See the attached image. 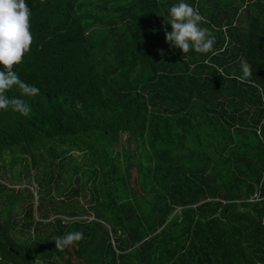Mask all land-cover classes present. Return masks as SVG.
I'll return each mask as SVG.
<instances>
[{
    "label": "trees",
    "instance_id": "16d2710c",
    "mask_svg": "<svg viewBox=\"0 0 264 264\" xmlns=\"http://www.w3.org/2000/svg\"><path fill=\"white\" fill-rule=\"evenodd\" d=\"M179 2L26 0L13 70L39 93H5L31 111L0 110V163L19 147L34 168L69 136L87 175L57 209L0 183V264H264V0H184L215 36L206 53L166 43Z\"/></svg>",
    "mask_w": 264,
    "mask_h": 264
},
{
    "label": "clouds",
    "instance_id": "9594fccd",
    "mask_svg": "<svg viewBox=\"0 0 264 264\" xmlns=\"http://www.w3.org/2000/svg\"><path fill=\"white\" fill-rule=\"evenodd\" d=\"M168 16L165 23L171 26V31L165 32L166 43L182 53L191 49L205 53L212 50L215 36L209 28L202 26L208 21L198 9L180 0L170 7ZM30 18L31 11L26 0H0V110L10 107L25 116L31 111L29 105L23 99L8 98L5 93L13 86H17L26 96L39 93L37 87L22 81L13 70L14 66L22 63L33 43ZM240 69L241 79L251 77V65L243 57L240 59ZM82 239V232H68L55 238V249L64 251L66 247Z\"/></svg>",
    "mask_w": 264,
    "mask_h": 264
},
{
    "label": "rangeland",
    "instance_id": "374dc122",
    "mask_svg": "<svg viewBox=\"0 0 264 264\" xmlns=\"http://www.w3.org/2000/svg\"><path fill=\"white\" fill-rule=\"evenodd\" d=\"M64 139L63 145L58 140L43 142L45 148L40 149V154L37 151L39 147H36L33 152L38 155H35L37 164L34 168L30 167L29 154L23 155L19 152V147L13 148V153L5 161V164L0 163V180H3V184L13 191L19 190L24 193L23 190H27L31 195L33 208L37 202L43 207L48 208L47 204L50 203L53 208L57 207L58 200L61 199L62 195L69 192L70 187L75 185L73 183L74 173L77 172L78 174H76L80 178L82 177L83 181L87 175L85 168H81L82 164H85L83 154L68 142L71 141L69 136ZM61 151L65 153L55 158V153ZM12 161L16 164H9ZM76 166L79 167L78 171L75 170ZM66 205H68L67 202L64 203L65 207ZM7 209V206L1 207L0 215L2 217ZM53 219L54 216L51 215L50 220ZM82 219L89 220L91 217H82Z\"/></svg>",
    "mask_w": 264,
    "mask_h": 264
},
{
    "label": "crops",
    "instance_id": "0c3cea01",
    "mask_svg": "<svg viewBox=\"0 0 264 264\" xmlns=\"http://www.w3.org/2000/svg\"><path fill=\"white\" fill-rule=\"evenodd\" d=\"M4 165V164H3ZM0 183L1 184H3V180H0ZM8 187V186H7ZM71 188V187H70ZM66 195V193L64 194V195H62V196H65ZM82 198V199H81ZM81 198H79V204L81 205V206H83V207H85V201H84V199H83V197H81ZM70 202V201H69ZM87 210V209H86ZM82 217H87V216H81V217H79V218H82ZM76 218H78V217H75V219ZM90 220V219H89Z\"/></svg>",
    "mask_w": 264,
    "mask_h": 264
},
{
    "label": "built area",
    "instance_id": "2783aa9c",
    "mask_svg": "<svg viewBox=\"0 0 264 264\" xmlns=\"http://www.w3.org/2000/svg\"><path fill=\"white\" fill-rule=\"evenodd\" d=\"M257 200V197L255 195H253L252 197H250L247 201L248 202H251V201H256ZM260 224L264 227V214L260 220Z\"/></svg>",
    "mask_w": 264,
    "mask_h": 264
}]
</instances>
